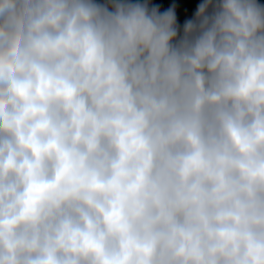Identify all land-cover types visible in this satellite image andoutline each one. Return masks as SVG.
I'll use <instances>...</instances> for the list:
<instances>
[{
    "label": "clouds",
    "instance_id": "obj_1",
    "mask_svg": "<svg viewBox=\"0 0 264 264\" xmlns=\"http://www.w3.org/2000/svg\"><path fill=\"white\" fill-rule=\"evenodd\" d=\"M0 264H264V3L0 0Z\"/></svg>",
    "mask_w": 264,
    "mask_h": 264
},
{
    "label": "crops",
    "instance_id": "obj_2",
    "mask_svg": "<svg viewBox=\"0 0 264 264\" xmlns=\"http://www.w3.org/2000/svg\"><path fill=\"white\" fill-rule=\"evenodd\" d=\"M96 2L105 3L107 0H96ZM131 2H148L157 6L161 11L174 8L177 24L182 33L185 22L194 18L196 9L204 0H131ZM260 2L264 3V0H260Z\"/></svg>",
    "mask_w": 264,
    "mask_h": 264
}]
</instances>
